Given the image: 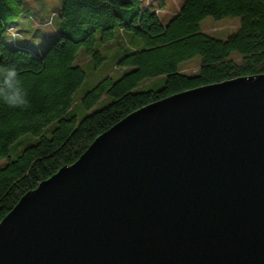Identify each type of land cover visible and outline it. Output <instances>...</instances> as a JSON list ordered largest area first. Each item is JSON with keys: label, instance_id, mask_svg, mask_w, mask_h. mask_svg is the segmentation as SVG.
I'll return each mask as SVG.
<instances>
[{"label": "water", "instance_id": "95a60500", "mask_svg": "<svg viewBox=\"0 0 264 264\" xmlns=\"http://www.w3.org/2000/svg\"><path fill=\"white\" fill-rule=\"evenodd\" d=\"M0 264H264V74L126 115L0 221Z\"/></svg>", "mask_w": 264, "mask_h": 264}, {"label": "trees", "instance_id": "16d2710c", "mask_svg": "<svg viewBox=\"0 0 264 264\" xmlns=\"http://www.w3.org/2000/svg\"><path fill=\"white\" fill-rule=\"evenodd\" d=\"M20 6L21 0H0V68L16 71L28 99L24 108L0 101V159L20 136L38 139L0 168V221L26 192L74 163L97 136L134 110L185 90L264 74V0H183L165 24L142 0H63L59 35L41 56L5 41ZM205 17H239L240 26L217 39L199 28ZM122 35L127 44H119L114 56V66L122 71L105 76L81 99L86 110L104 96L112 101L78 120L72 96L86 78L75 64L78 50L84 48L99 66L104 61L100 48ZM232 52L238 55L230 58ZM195 56L200 57L198 72L187 75L180 65ZM157 78L164 81L159 89L137 90ZM53 121L57 125L50 136L42 135Z\"/></svg>", "mask_w": 264, "mask_h": 264}, {"label": "rangeland", "instance_id": "374dc122", "mask_svg": "<svg viewBox=\"0 0 264 264\" xmlns=\"http://www.w3.org/2000/svg\"><path fill=\"white\" fill-rule=\"evenodd\" d=\"M63 0H21L20 9L9 20L13 27L20 33L18 45L28 47L34 54L41 56L49 45L58 37L60 20L58 14L62 7ZM183 0H142L144 7H151L158 11V17L161 23L165 24L173 14H175ZM240 26L239 17L223 18L215 20L212 17H205L199 23L201 31L210 36L224 40L235 33ZM20 31V32H19ZM128 37V35H126ZM8 40V34L5 35V41ZM9 41V40H8ZM119 44L126 45L127 38L121 36L120 40L112 41L100 48L104 56V61L97 66L86 54L84 48H80L76 54L75 64L82 67L86 73V78L80 87L72 96L73 113L77 119H81L86 114L96 111L112 101L110 96H104L97 101L92 108L86 110L81 99L84 94L105 76L112 75L116 77L122 71L121 68L114 66V56L119 51ZM238 54L232 52L230 58H235ZM200 57L183 62L180 65L181 71L187 75H194L198 72ZM163 79L143 81L137 88L138 91L150 89H159L163 85ZM57 125L56 121L51 122L42 130V135L50 136L51 130ZM38 139L32 134L20 136L9 149L8 156L0 159V168L4 167L9 160L15 159L21 151Z\"/></svg>", "mask_w": 264, "mask_h": 264}, {"label": "clouds", "instance_id": "9594fccd", "mask_svg": "<svg viewBox=\"0 0 264 264\" xmlns=\"http://www.w3.org/2000/svg\"><path fill=\"white\" fill-rule=\"evenodd\" d=\"M19 39L17 30L9 28V42H17ZM0 101L10 108H24L28 105L27 92L21 86L14 69L0 68Z\"/></svg>", "mask_w": 264, "mask_h": 264}, {"label": "built area", "instance_id": "2783aa9c", "mask_svg": "<svg viewBox=\"0 0 264 264\" xmlns=\"http://www.w3.org/2000/svg\"><path fill=\"white\" fill-rule=\"evenodd\" d=\"M156 13H158V11H155Z\"/></svg>", "mask_w": 264, "mask_h": 264}]
</instances>
